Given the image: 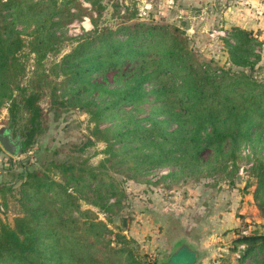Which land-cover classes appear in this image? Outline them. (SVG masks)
Segmentation results:
<instances>
[{"label":"trees","instance_id":"16d2710c","mask_svg":"<svg viewBox=\"0 0 264 264\" xmlns=\"http://www.w3.org/2000/svg\"><path fill=\"white\" fill-rule=\"evenodd\" d=\"M90 2L97 16H102L103 3ZM75 4L74 0H0V111L7 107L12 126L26 117L24 147L41 128L46 96L49 108L80 106L96 123L123 103H133L141 111L147 95L157 104H151L149 116L143 118L150 123H140L128 111L125 127L94 126V137L80 150L104 140L108 155L99 165L63 163V181L39 169L25 171L24 198H43L24 205L25 214L15 216L12 224L0 217V264H144L130 249L118 245L125 239L123 233H116L119 239L114 244L106 236L112 232L107 223L96 220L93 211L80 209L81 194L86 192L83 198L101 210L117 213L124 191L109 174L111 166L128 178L156 166H173L168 175L181 174L184 181L205 172H223L231 178L238 169L239 141L249 140L254 132L259 137L264 134V80L204 59L189 46L183 29L173 23L137 19L136 12L123 16L117 29L95 24L79 37L64 57L68 65L62 69L66 77L62 82L74 80L75 91L67 93L64 88L59 93L58 74L43 61L59 50L60 30L75 16L71 11ZM90 14L95 23L96 17ZM32 16H37L33 38L26 41L18 23ZM232 35L234 43L228 44L233 63L254 65L260 56L250 60L253 31L233 26ZM28 45L36 58L32 75L24 83L26 61L20 53ZM93 70L97 74L89 75ZM109 71L113 88H108ZM251 172L256 177L254 198L264 216V156H255ZM53 208L59 210L55 213ZM81 216L86 219L80 221ZM244 227L249 223L235 229V242L244 246L241 261L264 251V232L254 227L242 234Z\"/></svg>","mask_w":264,"mask_h":264},{"label":"rangeland","instance_id":"374dc122","mask_svg":"<svg viewBox=\"0 0 264 264\" xmlns=\"http://www.w3.org/2000/svg\"><path fill=\"white\" fill-rule=\"evenodd\" d=\"M100 1L105 6V10L103 15L98 17L92 9L90 0H74L77 5L75 4L71 11L75 16L60 30L63 40L59 44V50L50 52L43 61L46 68L58 74L56 85L59 93L63 92L64 88L67 93L75 91L74 80L68 84L62 82L66 79L62 69L68 65L64 57L71 51L79 37L93 30L95 24L99 28L111 26L117 29L123 21L122 17L132 16L134 12L137 19L173 23L183 29L188 37L189 46L204 59H213L221 66L235 71L244 70L256 80H264V38L255 36L252 42L250 60L256 61L257 55L260 56L254 65L240 66L233 63L231 47L228 44L234 43L233 27L225 28L218 20L207 17L205 3H195L193 0ZM77 12L81 16H76ZM91 12L96 17L95 23L91 18ZM35 18L37 16L27 17L23 22L18 23V28L26 41L33 38L31 32L35 28ZM20 56L26 61V75L23 82L27 83L34 69L36 55L30 51L28 45L21 51ZM74 62L75 60L72 61ZM96 74L97 70L89 73L92 76ZM112 74L110 71L107 73L108 88L114 87ZM52 76H54L53 73ZM151 98L152 95H147V101L141 104V111L136 110L133 103H123L112 112L107 111V114L96 123L90 117V113L80 106L56 110L55 107L49 108V98L46 96L42 100L44 116L41 128H38L30 144L24 147V151L17 156H12L0 145V217L12 224L15 216L25 214L24 205L36 203L38 199L43 198L41 195H36L30 200L24 198L21 185L25 179L26 170L39 169L63 181V163L68 165V163L76 162V167H82L85 164L99 165L108 155L104 152L106 148L104 140H97L95 144L87 145L84 150H80L89 137H94L92 135L94 126L98 124L101 128L111 130L125 127L124 121L128 111L135 113L136 117L141 119L140 123H150L143 118L149 116L150 105L157 104L153 103ZM8 124L9 112L7 107H3L0 111V125ZM25 125L26 117H23L13 126L11 136L15 138L19 132L21 139L24 142L27 141L28 129ZM250 136L249 140L239 141L236 150L238 169L231 178H226L223 172H205L203 176L188 177L184 181L185 177L181 174L174 177L168 175L175 169L173 166L151 167L136 177L128 178L123 172L111 166L107 169L109 174L117 179L119 187L124 191L119 204L115 207L117 213L106 212L89 203L88 199L83 198L87 195L86 192L81 194L80 209L93 211L96 220L102 219L107 223L112 232L106 236L114 240V244L119 239L116 233H123L125 239H122L118 245L130 249L133 256L140 262L164 264L165 261L166 264H170L163 250L157 254L153 250H146L142 238L138 237L142 233L139 229L143 227L144 222L146 227L148 225L152 227L154 213L162 214L164 217L173 212V215L192 217L190 221H203L205 231L218 232L217 227L210 220L212 216L221 214L226 216L225 220L232 221L236 216H244L239 213L243 207L248 206L249 211L251 207L255 209L257 207L254 198L256 177L251 172V165L257 154L264 156V134L259 137L254 132ZM85 159L87 161L83 162ZM115 199V196L111 198L112 201ZM58 210L53 208L52 212L56 213ZM83 219L86 218L82 216L79 218L80 221ZM233 229L235 231L236 228L230 231ZM219 233H222V230ZM237 237L236 235L234 238L231 236L227 238V244L222 239L214 240L218 245L223 243L222 248H217L213 253H205V262L197 261L193 264H264V251L255 252L241 261L244 246L237 245L235 242ZM191 257V252L183 249L173 256V263L180 264L181 259H191Z\"/></svg>","mask_w":264,"mask_h":264},{"label":"crops","instance_id":"0c3cea01","mask_svg":"<svg viewBox=\"0 0 264 264\" xmlns=\"http://www.w3.org/2000/svg\"><path fill=\"white\" fill-rule=\"evenodd\" d=\"M193 1L200 4L205 3L207 17L218 20L225 28L239 26L252 30L254 35L260 39L264 38V0ZM239 213L244 217L236 216L232 221L225 220V215L212 216L210 220L217 227L218 232L205 231L203 221H190L192 217H187V215L184 216L185 219L180 214L173 215V212L164 217L162 214L154 213L152 227L150 225L146 227L144 222L143 227L139 229L142 233L138 237L142 238L143 246L147 248V251L153 250L157 254L163 250L170 264H174L173 256L183 249L190 251L192 257L181 259L180 264L205 262V253H213L217 248H222L223 243L218 245L214 240L222 239L226 242L230 236L232 238L236 236L234 229L232 231L230 229L241 227L246 222L251 228L256 227L264 232V216L257 207L255 209L251 207L249 211V207L245 206ZM221 230L222 233H219ZM163 263L166 264L165 261Z\"/></svg>","mask_w":264,"mask_h":264},{"label":"water","instance_id":"95a60500","mask_svg":"<svg viewBox=\"0 0 264 264\" xmlns=\"http://www.w3.org/2000/svg\"><path fill=\"white\" fill-rule=\"evenodd\" d=\"M12 130L13 126L11 123L8 125H0V145L10 155L17 156L24 151V141L21 139L19 132L13 138L11 136Z\"/></svg>","mask_w":264,"mask_h":264},{"label":"built area","instance_id":"2783aa9c","mask_svg":"<svg viewBox=\"0 0 264 264\" xmlns=\"http://www.w3.org/2000/svg\"><path fill=\"white\" fill-rule=\"evenodd\" d=\"M250 229H251V226H249V227H244L243 229H242V234H247L249 231H250ZM243 246V245H242Z\"/></svg>","mask_w":264,"mask_h":264},{"label":"flooded vegetation","instance_id":"af4514ba","mask_svg":"<svg viewBox=\"0 0 264 264\" xmlns=\"http://www.w3.org/2000/svg\"><path fill=\"white\" fill-rule=\"evenodd\" d=\"M17 135V134H16Z\"/></svg>","mask_w":264,"mask_h":264}]
</instances>
